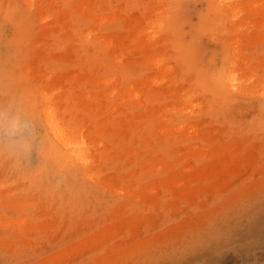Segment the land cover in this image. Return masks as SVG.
Instances as JSON below:
<instances>
[{"label":"rangeland","instance_id":"rangeland-1","mask_svg":"<svg viewBox=\"0 0 264 264\" xmlns=\"http://www.w3.org/2000/svg\"><path fill=\"white\" fill-rule=\"evenodd\" d=\"M9 94L96 177L0 157V264H264V0H0Z\"/></svg>","mask_w":264,"mask_h":264},{"label":"bare ground","instance_id":"bare-ground-1","mask_svg":"<svg viewBox=\"0 0 264 264\" xmlns=\"http://www.w3.org/2000/svg\"><path fill=\"white\" fill-rule=\"evenodd\" d=\"M222 1L231 2L232 0H222ZM159 63H161V62H159ZM229 72L230 73H228V74H230V75H227L225 77L226 78L225 80H224L222 74L216 73L215 79H219V81L217 82L219 87H221V88L225 87L223 84L224 83L226 84V82L230 85H234L233 82H235V80H236V74L234 75V73H232L231 71H229ZM232 89H233V86H232ZM134 91H136V90L133 89V92ZM130 95H131V93H129L127 99H130L129 98ZM136 97L134 95L133 100ZM125 98L126 97H124V99ZM44 101L46 102V105H45V107H43L41 109V112L39 113V115H37L38 114L37 110L35 109V107L33 105H31L30 103H25L29 112L35 117V119L40 117V119L43 123V126L45 127V130L47 132V136L41 141L43 162L47 161L44 163L43 168H46V166H45L46 164L47 165L58 164L59 166H63V167H67V168H70V167L74 168L76 174L81 173L82 175H84L86 177H90L93 179L94 177H96V174H94V172H93L94 170H92L93 167L91 165H92L93 161L95 162L96 160H92L90 158L91 154L89 155L87 145L85 144L84 141L78 139L77 134H75L74 131H72L71 126L64 122L63 115H62L63 113L60 110L61 107H59V105L54 100H52L51 98H44ZM100 115H101V113H100ZM98 121H100V120L98 119ZM122 121H124V119ZM103 122H105V121L103 120ZM103 122L101 124H103L102 127L105 128ZM128 123H130V122H127V125H128ZM101 124H99V125H101ZM125 125L126 124H124L123 127H125ZM116 126L117 125H115V127ZM107 127H108V124L105 128L106 130H107ZM111 128H108V130H110ZM112 129H111V131H112ZM124 129L125 128H123V131H124ZM118 132H119V130L118 131L116 130V134ZM126 134L128 135V133H126ZM122 135H124V134H122ZM135 135H137V134H135ZM126 141H128V139H126ZM94 159H97L96 156ZM52 165H50V166H52ZM50 172H54V170H50ZM97 178H99V177H97Z\"/></svg>","mask_w":264,"mask_h":264},{"label":"clouds","instance_id":"clouds-1","mask_svg":"<svg viewBox=\"0 0 264 264\" xmlns=\"http://www.w3.org/2000/svg\"><path fill=\"white\" fill-rule=\"evenodd\" d=\"M42 133L35 117L15 95L0 103V157L17 163L30 160L41 147Z\"/></svg>","mask_w":264,"mask_h":264}]
</instances>
